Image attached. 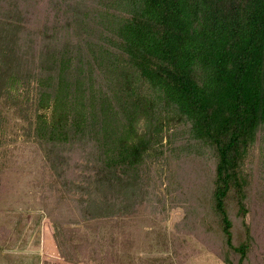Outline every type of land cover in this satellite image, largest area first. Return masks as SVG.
<instances>
[{"label": "trees", "instance_id": "16d2710c", "mask_svg": "<svg viewBox=\"0 0 264 264\" xmlns=\"http://www.w3.org/2000/svg\"><path fill=\"white\" fill-rule=\"evenodd\" d=\"M3 97L35 109L82 220L134 212L159 176L183 186L178 233L264 264V0H0ZM61 214L60 247L76 217Z\"/></svg>", "mask_w": 264, "mask_h": 264}, {"label": "rangeland", "instance_id": "374dc122", "mask_svg": "<svg viewBox=\"0 0 264 264\" xmlns=\"http://www.w3.org/2000/svg\"><path fill=\"white\" fill-rule=\"evenodd\" d=\"M46 20L39 14L38 21ZM41 113L49 117L52 112ZM0 116V264H225L198 239L176 231L185 206H175L171 199L185 196L182 185L172 186L169 193L167 181L162 185L156 176L153 196L134 212L84 221L78 214L80 193L70 200L51 166L52 155L32 133L29 119H34L35 109L3 97ZM144 125L142 119L140 134ZM66 156L69 165L82 168L74 170L76 175L84 172L82 149ZM60 213L76 216L65 224L62 248L53 223Z\"/></svg>", "mask_w": 264, "mask_h": 264}]
</instances>
